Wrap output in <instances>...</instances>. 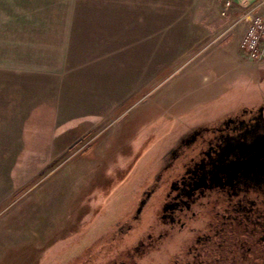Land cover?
I'll list each match as a JSON object with an SVG mask.
<instances>
[{
  "label": "rangeland",
  "instance_id": "obj_1",
  "mask_svg": "<svg viewBox=\"0 0 264 264\" xmlns=\"http://www.w3.org/2000/svg\"><path fill=\"white\" fill-rule=\"evenodd\" d=\"M227 1L135 0L137 29L151 36L137 52L147 55L136 71L146 80H131L135 88L111 106L88 95L85 110L69 113L81 126L62 136L63 149L55 123L66 112L54 110L55 96L31 79L11 91L17 80L0 76V264L64 263L98 228L125 218L141 175L153 174L179 133L264 98V60L241 48L248 21L224 15ZM239 1L253 9L263 0Z\"/></svg>",
  "mask_w": 264,
  "mask_h": 264
},
{
  "label": "flooded vegetation",
  "instance_id": "obj_2",
  "mask_svg": "<svg viewBox=\"0 0 264 264\" xmlns=\"http://www.w3.org/2000/svg\"><path fill=\"white\" fill-rule=\"evenodd\" d=\"M158 164L62 264H264V98L188 127Z\"/></svg>",
  "mask_w": 264,
  "mask_h": 264
},
{
  "label": "crops",
  "instance_id": "obj_3",
  "mask_svg": "<svg viewBox=\"0 0 264 264\" xmlns=\"http://www.w3.org/2000/svg\"><path fill=\"white\" fill-rule=\"evenodd\" d=\"M232 1L229 13L247 10ZM254 8L264 13V0ZM135 10V0H0V76L17 80L15 87L31 79L33 87L55 96L54 110L66 112L55 123L63 127L54 141L66 143L62 149L70 144L66 132L81 126L67 121L81 115L69 113L85 110L88 95L93 103L111 106L135 88L131 80H146L136 71L146 69L147 55L143 50L138 58L137 52L151 36L137 29ZM15 87L10 90H26ZM54 154L47 157L59 156Z\"/></svg>",
  "mask_w": 264,
  "mask_h": 264
},
{
  "label": "built area",
  "instance_id": "obj_4",
  "mask_svg": "<svg viewBox=\"0 0 264 264\" xmlns=\"http://www.w3.org/2000/svg\"><path fill=\"white\" fill-rule=\"evenodd\" d=\"M233 1L226 2L223 14L232 8ZM248 21L246 30L241 38V48L251 60H264V13L257 8L245 10L238 19Z\"/></svg>",
  "mask_w": 264,
  "mask_h": 264
}]
</instances>
